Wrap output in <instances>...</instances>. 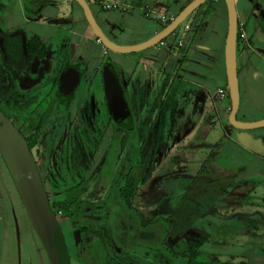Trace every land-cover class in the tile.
Returning a JSON list of instances; mask_svg holds the SVG:
<instances>
[{"label": "crops", "instance_id": "0c3cea01", "mask_svg": "<svg viewBox=\"0 0 264 264\" xmlns=\"http://www.w3.org/2000/svg\"><path fill=\"white\" fill-rule=\"evenodd\" d=\"M121 1L119 8L107 10L98 0H87L105 35L113 42L129 45L161 30L191 0ZM234 1L238 24L246 34V40L237 47L240 100L236 117L255 121L264 118V0ZM161 15L167 20H161ZM226 31L224 0H208L159 43L138 52L117 53L105 48L95 36L74 0H0V76L10 72L16 87L35 97L31 108L53 104L52 112L69 110L60 100L75 86L70 103L74 119L83 112L91 92L103 95L114 121L123 120L130 129H137L148 116L155 98L162 101L171 94L162 142L157 148L166 142L170 153L178 152L181 145L191 151L187 167L196 174L188 177L182 194L195 187L196 176L202 172L203 187L199 181V189L185 195L196 197L208 188L210 195L203 216L186 209L185 197L161 216L157 226L168 223L167 218L175 221L182 210L183 227L175 235L184 238V223L192 225L203 217L209 227L202 232L205 261L264 264V153L250 147L253 140L264 145V127L241 130L229 123ZM34 36L43 47L40 57L27 48ZM33 45L38 51L39 44ZM75 69L78 79L74 83L68 76ZM22 81L29 84L24 88ZM219 88L224 89L222 97ZM143 90L145 101L140 106ZM78 96L86 97L79 103L81 107L77 106ZM84 112L89 116L83 119L86 122L106 124L101 117V123L95 118L97 111ZM155 113L149 118L148 128ZM0 181L10 184L17 194L14 199L9 190L4 193L0 187V264H50L1 156ZM150 235L148 232L144 236ZM144 236L141 241L149 243ZM184 262L185 258L181 264Z\"/></svg>", "mask_w": 264, "mask_h": 264}, {"label": "rangeland", "instance_id": "374dc122", "mask_svg": "<svg viewBox=\"0 0 264 264\" xmlns=\"http://www.w3.org/2000/svg\"><path fill=\"white\" fill-rule=\"evenodd\" d=\"M22 82L24 88L29 84V81ZM83 83L84 80L79 88ZM5 92H0V108L8 116L11 111L13 124L22 128V133L28 136L34 127L33 124L28 125L30 112L14 105V100ZM91 94L85 108L97 111L95 118L101 117L106 124L101 123V119V125L90 120L86 122L83 119L89 117L87 112L78 113L77 119H74L75 114L70 111L73 107H63L69 110L62 113L64 121L58 123L59 130L43 127L32 149L37 157L39 172L46 181L50 206L56 211L66 245L69 246L71 264H181L184 258L172 255L165 243L182 251L187 249L188 240L206 233L209 227L204 225L203 217L192 225L186 222L184 238H179L167 230L165 220L158 226L157 223L161 222V216L171 212L178 201H184L190 192L198 190L199 181H202L203 187L205 176L202 172L197 174L194 189L191 187L189 193H185L187 195L182 194L188 177L196 174L193 168L187 167L191 151L181 145L178 152L170 153L165 142L152 158L151 175L144 179L146 166L134 168L139 160V142L135 138L137 129H130L123 120L114 121L104 96ZM77 98V106L81 107L79 105L86 97ZM46 109L40 107L39 110L46 112ZM35 117L30 116L32 120ZM147 143L151 145L152 141ZM128 173L133 175L136 186L133 207L125 205L118 191ZM0 187L4 193L9 190L16 199V191L10 184L0 181ZM209 195L208 188L195 196L204 203ZM142 219L153 222L142 224ZM148 232L151 235L144 236ZM143 236V239H149V243L141 241ZM197 253L199 259L205 261L204 243Z\"/></svg>", "mask_w": 264, "mask_h": 264}, {"label": "water", "instance_id": "95a60500", "mask_svg": "<svg viewBox=\"0 0 264 264\" xmlns=\"http://www.w3.org/2000/svg\"><path fill=\"white\" fill-rule=\"evenodd\" d=\"M82 9L86 21L105 48L117 53L138 52L149 48L172 34L186 18L208 0H191L161 30L136 44H119L109 39L97 23L87 0H74ZM227 9V31L224 43V66L230 98L229 123L241 130L264 127V118L240 121L236 117L240 94L237 75L238 15L234 0H224ZM66 77V76H65ZM74 83L78 73L68 76ZM250 147L264 153L260 140H253ZM0 156L9 172L20 200L39 237L50 264H71L61 226L56 212L51 208L34 155L23 134L0 108Z\"/></svg>", "mask_w": 264, "mask_h": 264}, {"label": "trees", "instance_id": "16d2710c", "mask_svg": "<svg viewBox=\"0 0 264 264\" xmlns=\"http://www.w3.org/2000/svg\"><path fill=\"white\" fill-rule=\"evenodd\" d=\"M263 29H264V25H263ZM240 41H242V40L240 38H238V33H237V47L240 44ZM35 43L39 44V46H40L38 51H36L37 50L36 47H32V46H36V45H33ZM27 48L31 52H34L35 54H37L38 57H40L42 55L43 47L41 46L40 41L37 38V36H34L30 40H28ZM5 68H6V66H5ZM9 73L10 72H7V74H5L4 76H2V75L0 76V91H2V89H3V86L1 83H2V81L4 82L5 80L9 84H8V86L6 85L7 87L5 86L4 89H7L9 91L14 89L13 88V86H14L13 78ZM171 98H172L171 94H168L162 101L159 98H155L153 105L149 111L148 116L140 122L139 127L136 130V134H137V138H138L137 142H139L138 148H137V154H138L139 160H138V163L134 165V168L141 169L143 166H146V176H144V179H146L147 177H149L151 175L152 158L154 156L156 148L162 142L163 129H164L165 124H166V112L170 107ZM12 99H15V98H12ZM144 101H145V91L143 90V91H141V93L139 95L140 106H142L144 104ZM154 111H156L155 118L153 120L152 126L148 128L147 124H148L149 118L151 117L152 113H154ZM43 121H44V116L38 117L36 120L33 131L28 136H25L27 144L31 150L35 146V144L37 143V139H38V136L40 134ZM146 128H148V129H146ZM19 130L21 131L20 128H19ZM151 138H153L154 140H149ZM147 141H152V144L149 145L147 143ZM41 178H42L45 190L48 193V189L46 187V182L44 180V177L42 176ZM144 179L142 181H144ZM118 187H119L120 196L122 197L125 205H127V207H133L132 199H133L134 192L136 189L135 181L133 179V175H131V173H128L125 176L124 184L121 186H118ZM199 198L200 197H198V198L197 197H186V199H185V203L187 206V208L186 207L185 208L186 209L191 208V211L194 213V215L201 214L203 212L205 206H206V202L201 203L200 200H198ZM199 203H201V204H199ZM181 214H182V210H180L178 212V215H177L175 221H172V220L167 218V221H168L167 230L170 231L172 234L177 233L183 227L181 224V221H182ZM148 222H149V220H147V219L141 220L142 224H146ZM204 242H205V237L203 235H200L195 239L188 240L187 241V249L185 248L182 251L175 250L174 248H172V246H170L167 243H165V246L167 247V249L170 251V253L172 255L177 256V257L178 256L184 257L185 262L183 264H211L208 261L200 260L198 257V253H197L198 248Z\"/></svg>", "mask_w": 264, "mask_h": 264}, {"label": "flooded vegetation", "instance_id": "af4514ba", "mask_svg": "<svg viewBox=\"0 0 264 264\" xmlns=\"http://www.w3.org/2000/svg\"><path fill=\"white\" fill-rule=\"evenodd\" d=\"M4 83V84H3ZM2 86H3V89H2V91H6L5 93H7L11 98H15V99H12V100H14V102L16 101L17 102V104H14V105H18V106H22L23 108H25V110L27 111V112H30V115L27 117V120H28V125L29 126H32V124H33V126H35V123H36V120H37V118L38 117H40V116H44V121H43V123H42V127H41V130H42V128L43 127H46L47 129H48V127H49V129L50 128H52L53 127V129H57V130H59V125H58V123L60 124V121L62 122V121H64L63 120V118H62V113H66V112H59V110H57L56 109V111L54 112H52L51 111V109H52V107H53V104H51V106L48 108V110H46V112H42V111H39V108H40V106L38 107V106H34V107H32L31 108V104L33 103V101H35V97L33 96V95H31V93H29L28 91H26V90H23L22 88L21 89H19V88H17L16 87V85H15V83H14V80H13V84H14V86H13V88L14 89H12L11 91H9V90H7V89H4V87L7 85L8 86V82L5 80L4 82L2 81ZM6 86V87H7ZM10 86V85H9ZM74 87L75 86H73L71 89H69V91H67V93L65 94V95H67V97L66 96H64V98L62 97L61 98V102L63 103V104H67L68 106L70 105V103H71V101H72V99H73V92H74ZM2 91H0V92H2ZM56 94V93H55ZM53 98L52 99H58L59 100V98H56V97H54V96H52ZM46 100H47V97L45 98V102H46ZM44 102V103H45ZM86 107V106H85ZM85 107H83V112H84V109L86 110V108ZM42 108V107H41ZM46 108V107H45ZM43 109H44V106H43ZM3 111V110H2ZM4 113H5V111H3ZM9 113H10V116H8L6 113V115L11 119L12 118V116H11V111H9ZM71 113V112H70ZM33 114L36 116L33 120L30 118V116H33ZM37 114V115H36ZM54 114H56V115H54ZM58 116V117H57ZM12 120V119H11ZM66 121H68L67 119H66ZM72 121V120H71ZM79 121H81L80 123H83V121H82V119H79ZM12 122H13V120H12ZM21 129V131H22V128H20ZM33 129H34V127H33ZM18 130H19V128H18ZM20 131V130H19ZM20 131V132H21ZM22 133V132H21ZM40 133H41V131H40ZM23 134V133H22ZM25 134V133H24ZM23 134V136L25 137L26 135H24ZM40 135V134H39ZM136 137V139L138 140V138H137V134L135 135ZM38 138H39V136H38ZM26 139V138H25ZM38 140V139H37ZM33 149V148H32ZM32 151V150H31ZM32 153H33V151H32ZM33 155H34V158H35V161H36V164H37V157H36V154L35 153H33ZM40 173V172H39ZM40 176L42 177V174L40 173ZM42 179V178H41ZM45 180V179H44ZM46 182V181H45ZM46 187H47V185H46ZM47 195H48V193H47ZM48 199H49V196H48ZM49 203H50V201H49ZM69 251V250H68Z\"/></svg>", "mask_w": 264, "mask_h": 264}, {"label": "built area", "instance_id": "2783aa9c", "mask_svg": "<svg viewBox=\"0 0 264 264\" xmlns=\"http://www.w3.org/2000/svg\"><path fill=\"white\" fill-rule=\"evenodd\" d=\"M99 5L103 8V9H116L119 8L122 5V1L121 0H98ZM161 20L166 21L167 17L164 15H161ZM238 38H240L242 41L246 40V34L242 28V25L238 24ZM219 95L222 97L224 96V89L219 88L218 90Z\"/></svg>", "mask_w": 264, "mask_h": 264}]
</instances>
